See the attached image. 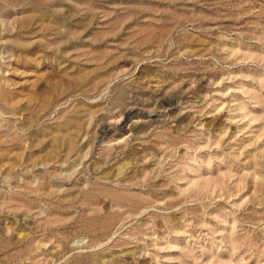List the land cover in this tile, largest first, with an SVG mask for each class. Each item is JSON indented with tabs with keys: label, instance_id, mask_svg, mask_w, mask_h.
I'll return each instance as SVG.
<instances>
[{
	"label": "rangeland",
	"instance_id": "374dc122",
	"mask_svg": "<svg viewBox=\"0 0 264 264\" xmlns=\"http://www.w3.org/2000/svg\"><path fill=\"white\" fill-rule=\"evenodd\" d=\"M0 264H264V0H0Z\"/></svg>",
	"mask_w": 264,
	"mask_h": 264
}]
</instances>
